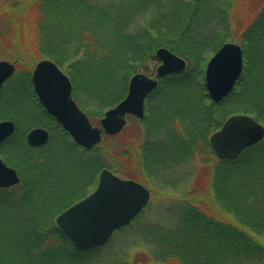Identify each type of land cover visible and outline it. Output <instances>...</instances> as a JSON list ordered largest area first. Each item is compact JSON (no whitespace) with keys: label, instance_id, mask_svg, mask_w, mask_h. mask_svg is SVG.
<instances>
[{"label":"trees","instance_id":"obj_1","mask_svg":"<svg viewBox=\"0 0 264 264\" xmlns=\"http://www.w3.org/2000/svg\"><path fill=\"white\" fill-rule=\"evenodd\" d=\"M221 2L34 0L35 21L23 13L12 18L13 24L0 23V41H11L6 50L17 61L19 48L31 47L35 29L40 55L69 75L75 99L80 102L85 95L99 102L95 112L80 102L97 125L108 108L126 97L135 74H155L157 49L167 47L188 60L184 72L159 81L146 100L144 119L129 117L143 127V134L124 130L115 135L126 136L120 157L128 155V135L134 137L139 165L150 176L168 174L182 162L198 158L211 166L210 192L197 195L208 203L204 207L200 202L185 203L171 230L150 228L148 236L153 232L165 236L154 238L164 243L161 263L167 254L178 264H264V140L234 160L218 159L209 141L236 113L264 124V6L240 36L241 78L225 100L215 103L208 94L205 69L227 39L211 30L216 21L226 22ZM32 71L17 70L0 92V120H13L17 126L0 145V155L21 178L16 186L0 187V264H119L120 260L101 261L100 256L118 235L133 230L145 211L94 250L79 251L65 238L56 216L96 188L102 169L117 175L124 169L116 158L112 162L108 157L106 141L92 150L74 142L38 101ZM5 103L14 105L3 107ZM35 126L50 130L45 147L27 142ZM107 137L113 136L104 135L103 140Z\"/></svg>","mask_w":264,"mask_h":264},{"label":"water","instance_id":"obj_2","mask_svg":"<svg viewBox=\"0 0 264 264\" xmlns=\"http://www.w3.org/2000/svg\"><path fill=\"white\" fill-rule=\"evenodd\" d=\"M156 57L160 64L154 77L144 73L134 75L127 96L107 110L101 127L94 126L88 115L73 98V84L68 75L51 60L37 63L32 84L45 109L72 136L75 143L91 150L102 142L103 134L114 136L127 125V117H145L147 97L156 90L159 79L180 74L187 62L166 47L159 48ZM244 66L243 49L227 42L210 58L205 71L209 96L219 102L229 95ZM16 72V65L0 61V91ZM16 125L11 120L0 122V144L12 136ZM31 146H44L49 141L45 129L35 128L27 135ZM264 140V125L246 114L228 118L222 128L210 138V144L220 160H234L247 148ZM21 182L18 171L8 166L0 156V187L10 188ZM150 191L141 183L123 179L108 168L100 172L96 189L56 218L57 227L79 251H90L108 243L116 231L128 226L149 205Z\"/></svg>","mask_w":264,"mask_h":264},{"label":"rangeland","instance_id":"obj_3","mask_svg":"<svg viewBox=\"0 0 264 264\" xmlns=\"http://www.w3.org/2000/svg\"><path fill=\"white\" fill-rule=\"evenodd\" d=\"M221 1H222L221 2L222 6L220 5L219 6L221 8L226 9V13H227L226 22L224 21L222 24H220L219 21H216L214 25H211L212 27L211 30L213 33H219L226 36L227 39L223 42V44L227 42H232L240 45V36H242L244 30L258 16L259 12L264 6V0H221ZM33 3L34 0H0V23L2 25L6 23L13 24L12 18L14 17L16 18V16H20V14L22 16L23 13L24 15L31 14V18L35 21L37 13H35L34 10L32 9ZM16 21L18 20L16 19ZM11 28L14 29L13 27ZM27 31L28 30L26 29V32ZM33 31H34L33 32L34 41L31 42V47L26 45V47L21 46L19 48L20 51L18 57L20 58L18 61L17 58L16 59L15 57L12 58L14 54L11 51L6 50L7 48H9L7 46L11 41L7 40L3 42L1 40L0 61L5 60V61H10L11 63H15L18 71L34 69L36 64L39 61L43 60L44 58L40 55L38 51V42L37 39H35L36 31L35 29ZM165 36L169 37L167 34ZM174 36H176V34ZM218 50H216V52ZM212 56L213 55L209 57V60ZM243 57H244V52H243ZM186 61L188 65V60ZM159 64L160 62L156 61L155 64H152V68H154L156 71ZM114 78H117L116 74L114 75ZM227 97L228 95L219 102H222ZM79 99L82 105L84 106V108L86 110H89L90 112H95L98 111V109H100V106H98L99 102L95 100H91L92 98H90L89 96L84 95ZM77 101L79 102V100ZM219 102H215V103H219ZM8 105H10V107H13L14 103H9V104L5 103L3 107L4 106L6 107ZM236 114H242V113H236ZM94 125L99 126L96 123H94ZM124 130L128 134H130L131 132H133V134L138 132L143 134V127L140 124H138L135 120H131L130 118H128V123L124 127L123 131ZM105 141H106V147L109 148L108 157H110L111 155L110 160L113 162L114 158H116L118 160L116 161L117 164L122 166V168L124 169V171H121L120 174L118 175L123 179H134L141 182L143 185H145L147 188L150 189L152 197L139 223L135 225L133 230L118 235L113 240V244L106 246L100 256V260L101 261L102 259L103 260L110 259L111 261L120 260L118 261L119 264H175V263L178 264L174 259H168V257H166L168 256L167 254L163 256L165 257L164 259L165 262L161 263L162 260L161 258L163 252L165 251V247L162 246L164 245L163 241L162 243L159 244L158 242L155 241V239L157 238L163 239L162 237L165 236H163L161 232H153L152 233L153 235L151 236H148V233H151L150 228L153 226L163 228L164 230L173 229L176 226V220L179 215V212L185 207V203L189 201L190 202L193 201L195 204H198L196 202H200V204L198 205L201 207L202 206L204 207L205 205L204 203L206 204L208 203L205 200L204 202H202L200 199H198L197 195L204 196V195H208V193L210 192L208 183L211 177L210 176L211 166L207 165L202 160V158H198L190 162L189 161L182 162L179 166L174 168L168 174L162 173L158 177L157 176L155 177L156 174L154 173L153 174V176L155 177L154 178L153 176H150L148 173L147 174L146 172L144 173V171L141 169V166L139 165L140 163V160L138 159L139 153L137 150L138 148L136 147V143H133L134 137L129 139V135H128L126 142L128 144L126 149L128 155L126 157H120V152H125L124 150L125 148L121 147V142L126 141L125 135H121L119 137L113 136L112 138L107 137L104 138L103 140L104 144ZM194 203L192 204L194 205ZM70 207H68L67 209H69ZM221 209L227 212L225 208L224 209L221 208ZM221 213L222 212H219V214ZM58 216H56V218ZM1 234L4 236V232H2Z\"/></svg>","mask_w":264,"mask_h":264},{"label":"flooded vegetation","instance_id":"obj_4","mask_svg":"<svg viewBox=\"0 0 264 264\" xmlns=\"http://www.w3.org/2000/svg\"><path fill=\"white\" fill-rule=\"evenodd\" d=\"M161 80V79H160ZM37 97V99H38V101H39V98H38V96H36ZM73 98H74V100L77 102V104L79 105V107L81 108V109H83L82 108V106L80 105V103L75 99V97L73 96ZM40 102V101H39ZM41 103V102H40ZM44 107V106H43ZM44 109H45V107H44ZM46 110V109H45ZM47 111V110H46ZM48 112V111H47ZM49 113V112H48ZM50 114V113H49ZM56 120V119H55ZM57 121V120H56ZM57 123L60 125V126H62L58 121H57ZM35 128H42V129H45L46 131H48V133H49V141H48V143L47 144H49V142H50V139H51V133H50V130L49 129H47L46 127H44V126H35V127H33V128H31L30 130H29V132L32 130V129H35ZM62 128H63V126H62ZM64 129V128H63ZM65 130V129H64ZM66 131V130H65ZM28 132V133H29ZM67 132V131H66ZM68 133V132H67ZM28 135V134H27ZM26 139H27V137H26ZM27 142H28V140H27ZM29 144V143H28ZM46 144V145H47ZM30 145V144H29ZM46 145H44V146H33V147H35V148H42V147H45ZM31 146V145H30Z\"/></svg>","mask_w":264,"mask_h":264}]
</instances>
